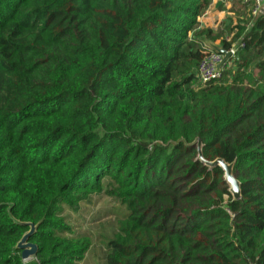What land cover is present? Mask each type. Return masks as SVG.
<instances>
[{"label": "trees", "instance_id": "trees-1", "mask_svg": "<svg viewBox=\"0 0 264 264\" xmlns=\"http://www.w3.org/2000/svg\"><path fill=\"white\" fill-rule=\"evenodd\" d=\"M210 4L0 0V264H79L65 209L98 195L104 264H264V12L217 30ZM206 40L243 46L198 85Z\"/></svg>", "mask_w": 264, "mask_h": 264}, {"label": "rangeland", "instance_id": "rangeland-1", "mask_svg": "<svg viewBox=\"0 0 264 264\" xmlns=\"http://www.w3.org/2000/svg\"><path fill=\"white\" fill-rule=\"evenodd\" d=\"M211 12H214V10L210 9L205 18H207L208 26L212 29L225 30L226 25H228L230 21L232 24L234 23V20L231 18L230 20L228 18L227 21L215 19L210 15ZM205 13L206 11L204 14ZM204 14L199 17L200 23L203 21ZM235 22H237V20H235ZM200 26H202V24H200ZM232 35L233 34L228 35L227 40H230ZM216 43L219 44V42ZM114 205H116V203L111 198L98 195L94 196L90 202L80 203V206L76 210L65 209L64 215L67 217L74 232L91 238V247L79 264H104V242L110 230L113 228L112 221L114 219V214L111 212L109 213L108 210Z\"/></svg>", "mask_w": 264, "mask_h": 264}, {"label": "water", "instance_id": "water-1", "mask_svg": "<svg viewBox=\"0 0 264 264\" xmlns=\"http://www.w3.org/2000/svg\"><path fill=\"white\" fill-rule=\"evenodd\" d=\"M214 51L223 55L222 60L218 63L217 68L220 69L230 58V52L223 47H219L211 41L206 40L205 42ZM196 146L198 151V157L209 167L218 166L223 170V177L229 185V191L231 192L234 199L240 197V183L233 174V163H228L221 158H217L212 161H206L202 157L201 152V141L196 139ZM31 232L26 233L21 240L18 242L17 247L21 250V257L26 261L36 254L35 244L28 241V236Z\"/></svg>", "mask_w": 264, "mask_h": 264}, {"label": "built area", "instance_id": "built-area-1", "mask_svg": "<svg viewBox=\"0 0 264 264\" xmlns=\"http://www.w3.org/2000/svg\"><path fill=\"white\" fill-rule=\"evenodd\" d=\"M227 3H231L233 0H225ZM264 0H240V2L246 6L247 17L253 18L260 13V8ZM243 46V43L236 41L232 43L227 49L230 52V58L236 55L237 50ZM223 55L212 50H205L204 57L198 64L196 69L197 73V84L204 85L205 83L219 79L224 66L227 62L220 68H217L218 63L222 60ZM229 65V64H227Z\"/></svg>", "mask_w": 264, "mask_h": 264}, {"label": "crops", "instance_id": "crops-1", "mask_svg": "<svg viewBox=\"0 0 264 264\" xmlns=\"http://www.w3.org/2000/svg\"><path fill=\"white\" fill-rule=\"evenodd\" d=\"M212 4L208 7L206 10V13L204 14V18L202 23V27H209L207 23L206 15L208 14L209 10L212 9L214 12H211V16H213L215 19H221L222 21H227L228 18L233 19L235 24V20H245L247 19V9L246 6H244L240 0H233L231 3H227L225 0H212ZM212 6V7H211ZM211 7V8H210ZM260 12H264V1L262 2ZM210 28V27H209ZM218 30V29H217ZM216 42H219V40H216L213 42L214 44H217V46L220 47V45Z\"/></svg>", "mask_w": 264, "mask_h": 264}]
</instances>
